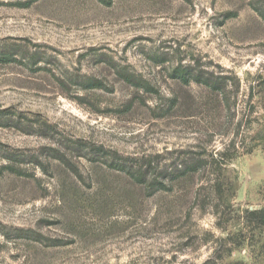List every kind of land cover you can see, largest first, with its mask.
I'll list each match as a JSON object with an SVG mask.
<instances>
[{
	"label": "rangeland",
	"instance_id": "obj_1",
	"mask_svg": "<svg viewBox=\"0 0 264 264\" xmlns=\"http://www.w3.org/2000/svg\"><path fill=\"white\" fill-rule=\"evenodd\" d=\"M263 132L264 0H0V264H264Z\"/></svg>",
	"mask_w": 264,
	"mask_h": 264
},
{
	"label": "trees",
	"instance_id": "obj_2",
	"mask_svg": "<svg viewBox=\"0 0 264 264\" xmlns=\"http://www.w3.org/2000/svg\"><path fill=\"white\" fill-rule=\"evenodd\" d=\"M103 2V1H102ZM1 61H5L2 59ZM185 82L187 80L184 78ZM210 86H214V84L210 83ZM258 140H260V144L264 145V132L260 133L258 135ZM86 150H89L93 153V158L89 159V155L83 152H86ZM73 152L78 153L79 157L86 158L88 160H95V158L100 157L104 158V164L108 165L111 169L124 173L131 178L134 179V181L139 185H144L148 187L149 190H155V191H171L172 187H169L170 185L175 184L176 182H179L183 179H186L188 177H191L192 175L198 174L203 169L206 170L209 167L206 166V162L201 161L194 162L190 161L185 164L181 165H175L174 167H171L170 169H167V175L164 176L165 181H169V185H165L164 182L160 181L159 178H150L151 169H149V165L145 168L144 164L140 165L135 159H129L124 158L120 156L117 153H110L106 151L102 147H93V146H87L82 142H77L76 145H74V149H72ZM220 158L223 159L225 157L224 153H220ZM57 160H60L63 162L62 157H55ZM8 160H14L11 159V157H6ZM101 160V159H100ZM95 162V161H94ZM201 162V163H200ZM1 172H10L17 175H22L21 171H18L14 165H6L1 167ZM217 191L221 194L223 193V189L221 185L216 188ZM247 222L249 224H257L259 227L264 228V209L261 211H255L250 212L248 214Z\"/></svg>",
	"mask_w": 264,
	"mask_h": 264
}]
</instances>
